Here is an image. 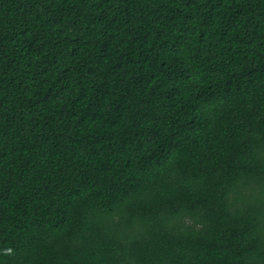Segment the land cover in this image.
I'll return each instance as SVG.
<instances>
[{"label":"trees","instance_id":"obj_1","mask_svg":"<svg viewBox=\"0 0 264 264\" xmlns=\"http://www.w3.org/2000/svg\"><path fill=\"white\" fill-rule=\"evenodd\" d=\"M0 264H264V0H0Z\"/></svg>","mask_w":264,"mask_h":264}]
</instances>
